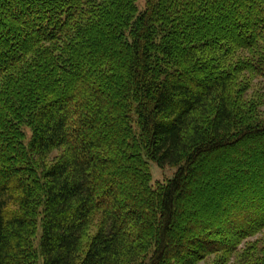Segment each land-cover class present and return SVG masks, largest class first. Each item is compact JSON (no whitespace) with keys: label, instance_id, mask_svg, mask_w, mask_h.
<instances>
[{"label":"trees","instance_id":"obj_1","mask_svg":"<svg viewBox=\"0 0 264 264\" xmlns=\"http://www.w3.org/2000/svg\"><path fill=\"white\" fill-rule=\"evenodd\" d=\"M138 1L0 0V264H227L264 231V0Z\"/></svg>","mask_w":264,"mask_h":264},{"label":"rangeland","instance_id":"obj_2","mask_svg":"<svg viewBox=\"0 0 264 264\" xmlns=\"http://www.w3.org/2000/svg\"><path fill=\"white\" fill-rule=\"evenodd\" d=\"M146 0H139L138 4L139 7H144ZM247 95L251 98H254L256 101L260 100V110H261V114L264 116V79L261 77H252V81L250 82V86L248 88L247 91ZM27 134L30 135V129L28 127L25 128ZM58 153L57 150L53 151L52 154L50 155V158H54L55 155ZM237 154V153H236ZM231 155V154H227ZM212 164H214V161H211V164L208 166V169H213V167L211 166ZM214 170V169H213ZM176 171V167H172V166H165V167H160L155 161L150 160V173H151V178H152V184L156 185V183L158 181H165L167 180L169 177H171ZM207 176H201L200 177V186H203V184L208 181ZM200 186H196V190L198 187ZM195 190V191H196ZM199 201V202H203V199H200L197 197V199L195 201ZM207 201V200H205ZM204 201V202H205ZM202 203L206 206H203V214H207L209 215L210 212H212V205L208 204V203ZM198 204V202H197ZM208 204V205H207ZM189 208V214H193L191 211L192 209L190 207ZM201 209V208H200ZM196 215L195 213L193 214V216ZM188 214L186 213V217L184 218V216L181 217V220H178V225L182 226L185 224V220L187 218ZM183 218V219H182ZM180 219V218H179ZM41 230V228L39 229ZM264 235V231L263 232H259L256 235L250 236L246 239L243 240V242L239 245L238 250L232 255V257L229 259V261L227 262V264H241L242 263V253L244 251V249L246 248L247 245H250L254 242H259V240L263 237ZM218 258L217 254H211L208 255L205 259L199 261L197 264H212L214 261H216ZM40 264H43V260L40 259Z\"/></svg>","mask_w":264,"mask_h":264}]
</instances>
